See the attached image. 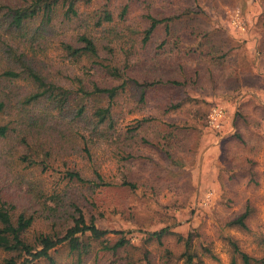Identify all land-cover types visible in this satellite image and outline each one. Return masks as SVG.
<instances>
[{"label":"rangeland","instance_id":"rangeland-1","mask_svg":"<svg viewBox=\"0 0 264 264\" xmlns=\"http://www.w3.org/2000/svg\"><path fill=\"white\" fill-rule=\"evenodd\" d=\"M105 8L113 22L94 26ZM79 11L94 34L108 36L114 59L132 60L133 77L162 79L145 101L134 82L127 84L112 109L113 137L91 146V155L77 148L74 137L15 145L9 166L0 162L4 199L11 196L18 211L35 212L20 200L21 186L41 187L46 196L69 191L87 222L94 217L112 241L129 240L117 251L94 241L81 260L63 243L51 250L58 264H185L176 235L163 242L150 237L162 228L192 236L196 264H231L240 261V251L264 257V0H90L80 2ZM172 14L179 18L170 33L160 25L145 44L149 15ZM53 46L47 54L59 60L61 51ZM122 81L111 78L110 84ZM215 106L225 113L219 128L209 121ZM24 152L28 161L22 163L17 158ZM68 170H79L98 183L96 189L70 180ZM244 212L247 228L230 225ZM46 230L41 217L30 232Z\"/></svg>","mask_w":264,"mask_h":264},{"label":"trees","instance_id":"trees-1","mask_svg":"<svg viewBox=\"0 0 264 264\" xmlns=\"http://www.w3.org/2000/svg\"><path fill=\"white\" fill-rule=\"evenodd\" d=\"M82 1L90 0H0V140L7 142L0 148V162L4 165L9 166L17 153L12 150L15 145L28 147L29 141L38 139L62 141L74 137L80 141L76 142L77 148L91 155V146L113 137L116 118L112 109L127 84L134 82L145 101L149 88L162 79L141 82L131 75L132 60L120 64L114 59L113 46L106 42L108 36L94 34L93 24L79 11ZM129 8V2L122 6L121 20H126ZM177 18L175 14L163 18L149 15L144 43L160 25L170 33L171 23ZM113 20V13L105 8L94 26L106 27ZM73 24L78 25L71 28ZM53 45L61 51L59 60L47 54ZM111 78L123 81L110 84ZM17 159L25 163L28 153ZM67 177L92 184L91 189L98 184L83 177L79 170H68ZM98 179L103 182L101 174ZM35 187L19 188L23 194L20 200L26 198L35 212L28 208L18 211L13 198L4 199L0 193V251L4 254L0 264H31L40 258L58 264L51 250L63 243L81 260L91 252L94 241H102L107 251H117L129 242L125 236L110 240L106 237L108 230L100 228L94 217L87 222L81 203L71 201V192L46 196L43 188ZM41 217L47 230L32 235L30 229ZM247 217L248 212H244L230 225L247 228ZM167 235H176L183 244L185 264H196L191 235L168 228L150 233L160 242ZM239 255L240 261L234 258L231 264H264V257L255 258L241 251Z\"/></svg>","mask_w":264,"mask_h":264},{"label":"built area","instance_id":"built-area-1","mask_svg":"<svg viewBox=\"0 0 264 264\" xmlns=\"http://www.w3.org/2000/svg\"><path fill=\"white\" fill-rule=\"evenodd\" d=\"M224 117V110L220 107H214L212 108L210 114H209V121L210 124L215 127L219 128L221 126V120Z\"/></svg>","mask_w":264,"mask_h":264},{"label":"crops","instance_id":"crops-1","mask_svg":"<svg viewBox=\"0 0 264 264\" xmlns=\"http://www.w3.org/2000/svg\"><path fill=\"white\" fill-rule=\"evenodd\" d=\"M215 107H219V106H215ZM211 110H212V109H211ZM210 112H211V111H210ZM224 117H225V113H224ZM224 117H223V118H224ZM221 122H222V121H221ZM221 126H222V123H221ZM233 126H234V128H235V126H236V121H235V122H233ZM237 133H238V132H237ZM234 135H236V136H237L238 134H236V133H235Z\"/></svg>","mask_w":264,"mask_h":264}]
</instances>
